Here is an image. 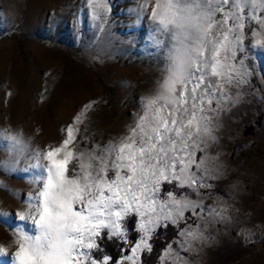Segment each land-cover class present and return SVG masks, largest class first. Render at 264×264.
<instances>
[{"label": "snow or ice", "instance_id": "1", "mask_svg": "<svg viewBox=\"0 0 264 264\" xmlns=\"http://www.w3.org/2000/svg\"><path fill=\"white\" fill-rule=\"evenodd\" d=\"M86 3L103 33L109 0ZM135 12L138 22L147 16L151 26L147 42L162 61L160 76L118 138L80 147L79 125L95 103L89 102L62 129L63 139L32 154L35 163L23 171L32 173L36 191L14 218L30 222L33 232L21 223L10 227L11 264H142L143 252L153 251L152 238L169 225L179 238L159 259L187 264L181 250L195 251L204 239L200 224L189 221L229 219L226 207L201 198L214 187L209 181L219 178L220 166H209L218 156L208 150L217 140L220 113L235 103L232 88L249 82L248 57L241 55L248 51L249 30L250 48L264 51V0H141ZM0 139L17 157L28 151L18 134L0 130ZM0 168L16 170L11 161H0ZM131 219L137 239L129 235ZM105 239L131 254L125 251L119 260L98 255ZM8 255L0 245V256Z\"/></svg>", "mask_w": 264, "mask_h": 264}, {"label": "rangeland", "instance_id": "2", "mask_svg": "<svg viewBox=\"0 0 264 264\" xmlns=\"http://www.w3.org/2000/svg\"><path fill=\"white\" fill-rule=\"evenodd\" d=\"M29 1L38 0H0V52L11 55L8 65L0 66V130L20 135L28 147L17 157L0 139V161H11L16 169L0 168V185L8 189L0 188V213L11 214L0 215V245L9 249L8 256H0V264H11L14 245L4 241L14 237L10 227L21 223L33 232L30 222L14 218L27 207L28 194L36 191L32 173L23 171L35 163L32 154L63 139L62 129L89 102L95 103L79 125L80 147L118 138L133 122L140 98L153 89L163 67L147 42L151 28L147 16L137 21L135 9L141 0H109L111 11L103 33L93 25L86 0H41L47 2L42 20L25 28ZM13 2L14 15L9 8ZM248 36V51L241 55L248 57L249 82L232 88L235 103L226 105L216 121L217 140L208 152L218 156L209 166H220L215 173L219 178L209 181L214 187L203 190L201 197L206 205L226 207L229 219L189 221L200 224L204 239L194 244L195 251L181 250L187 264H264V51L252 50L250 30ZM27 44L45 51L53 64L27 57ZM77 73H84V83ZM60 87L65 96L55 101L53 93ZM177 231L172 225L158 231L153 238L161 247L156 253L144 251L142 264H163L162 249L174 244ZM167 264H173L171 258Z\"/></svg>", "mask_w": 264, "mask_h": 264}, {"label": "bare ground", "instance_id": "3", "mask_svg": "<svg viewBox=\"0 0 264 264\" xmlns=\"http://www.w3.org/2000/svg\"><path fill=\"white\" fill-rule=\"evenodd\" d=\"M29 2L30 3L26 7L25 16H24V27L25 28H28L30 26L36 27V24H38V22L42 20L41 11L43 10V7L47 6V2L42 3L41 0H38L35 2H33V1H29ZM13 3L9 4L11 14L15 13V11H16L15 2H13ZM27 45L24 47L25 48V55L27 57L28 56L32 57L34 55L35 60L36 59H42L44 61H48L49 63L53 64L52 62H54V61L48 57V54L45 51H43L42 49H40L36 45H33V44H27ZM3 55L4 54H2L0 52V66L4 67V66L8 65V60H9L8 58L11 55L10 54L7 56L6 55L3 56ZM35 55L37 56V58L35 57ZM36 61H39V60H36ZM76 76L78 77L80 83H84V80H85L84 73H82V74L77 73ZM55 91H57L56 95L53 93V95L55 97V101L61 100L65 96V92H66L65 88L60 87V88H57ZM13 239H14V237H5L4 241L7 245L11 246L10 244H12Z\"/></svg>", "mask_w": 264, "mask_h": 264}, {"label": "trees", "instance_id": "4", "mask_svg": "<svg viewBox=\"0 0 264 264\" xmlns=\"http://www.w3.org/2000/svg\"><path fill=\"white\" fill-rule=\"evenodd\" d=\"M128 227L131 229L129 232V235L133 238L136 239L137 238V232L134 230L135 229V220L131 219L128 221ZM158 231H163V228L161 227ZM103 247H102V251L104 253H106L107 255L111 256L112 258L118 260L125 251H127L129 253V249H127L126 247L122 249V246L120 245L119 242L116 241H109V240H103L102 241ZM152 244H153V253H156V249H158L159 247H161V242L158 241L157 238H153L152 240ZM146 259V255L144 254L142 256V260L143 262Z\"/></svg>", "mask_w": 264, "mask_h": 264}]
</instances>
